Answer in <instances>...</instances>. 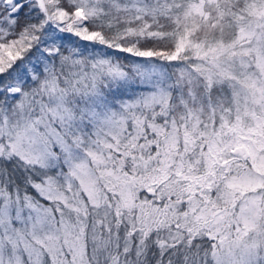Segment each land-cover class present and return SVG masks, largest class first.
Returning a JSON list of instances; mask_svg holds the SVG:
<instances>
[{"label":"snow or ice","instance_id":"6c2138e0","mask_svg":"<svg viewBox=\"0 0 264 264\" xmlns=\"http://www.w3.org/2000/svg\"><path fill=\"white\" fill-rule=\"evenodd\" d=\"M0 264H264V0H0Z\"/></svg>","mask_w":264,"mask_h":264}]
</instances>
